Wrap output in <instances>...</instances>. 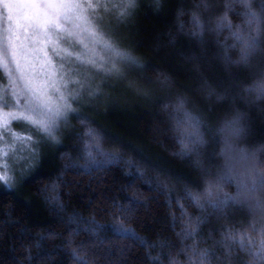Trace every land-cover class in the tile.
I'll list each match as a JSON object with an SVG mask.
<instances>
[{"label": "trees", "instance_id": "1", "mask_svg": "<svg viewBox=\"0 0 264 264\" xmlns=\"http://www.w3.org/2000/svg\"><path fill=\"white\" fill-rule=\"evenodd\" d=\"M225 2L159 0L157 6L156 0H137L115 34L141 65H128L118 83L110 84L103 107L86 106L79 114L103 133L107 150L123 148L122 159L82 171L86 125L75 116L59 143L43 147L38 163L22 178L19 174L10 189L0 184V264H76L73 248H79L87 264H190L193 246L210 251L208 264H247L250 257L240 247V234L245 249L249 236L258 241L252 226L258 230L264 223L260 215L232 202L220 209L198 208L188 195L190 189L202 191L209 173L214 176L223 166L217 129L235 113L244 126L236 143L255 150L258 167H264V99L253 100L244 91V85L264 73V33L247 63L236 62L239 44L232 31L244 20L239 0H229L235 4L229 11L231 30L207 26L224 12ZM251 3L261 6V0ZM198 5L206 27L193 36L191 12ZM178 96L203 121L199 163L195 154L181 153L172 119ZM57 177L64 210L46 200L43 191ZM224 191L234 192L235 184L225 185ZM113 201L135 203L121 213ZM73 212L79 223H69ZM197 216L196 234L188 235L189 217ZM95 225L100 227L93 232ZM116 227L131 228L139 239L117 235ZM229 229L235 241L226 238Z\"/></svg>", "mask_w": 264, "mask_h": 264}, {"label": "snow or ice", "instance_id": "2", "mask_svg": "<svg viewBox=\"0 0 264 264\" xmlns=\"http://www.w3.org/2000/svg\"><path fill=\"white\" fill-rule=\"evenodd\" d=\"M156 3L158 6L159 0ZM239 3L243 9L240 13L244 17L243 25L237 24L232 35L239 44L236 62L247 63L264 33V0H261L259 9L253 7L251 0H239ZM137 6V0H0V67L5 69L8 79L7 84L0 83V181L5 187L10 189L16 180L15 169L7 163V150L15 147L21 135L13 127L17 123H23L30 131L35 130L26 137L28 154L21 161V178L38 163L43 147L59 143L61 123H67L70 112L86 125L82 149L85 162L79 165L82 171L90 173L122 159L120 152L123 148L107 150L101 142L103 133L93 127L87 117L79 116L74 104L82 95L85 80L72 73L77 61L91 64L108 74H119L123 65H141L139 58L121 47L98 20L101 8L114 10L117 21H123ZM204 7L207 8L208 4L204 3ZM234 7V3L226 0L224 12L207 26L216 31L224 27L231 30L229 11ZM198 8L199 5L191 12L193 36L201 35L206 27ZM180 26L183 28V22ZM163 79L168 78L164 76ZM73 83L78 86L73 87ZM249 88L257 94H264V80L254 81ZM98 94L99 86L93 88L88 84V95ZM172 109L181 153L195 154L199 163V148L205 143L203 121L186 107L183 97L176 98ZM217 131L222 133L223 166L217 168L214 176L209 173L202 191L188 190L191 201L198 208L210 205L213 209L223 208L230 202L245 204L264 220V167H258L255 150L249 151L236 143L244 131L241 115H233ZM8 135L12 141L5 143ZM126 163L133 166L131 159ZM135 166L138 172L141 171L139 164ZM59 183L57 177L43 191L48 193L46 200L56 201L57 208L64 210L57 192ZM228 184H235L234 192L224 191ZM134 203L129 201L125 206L113 201L121 213L129 212ZM68 221L70 224L79 223V217L74 212L69 213ZM200 222L199 216L189 217L191 231L187 234L194 236ZM99 227L95 225L91 231L95 232ZM252 230L259 232V240L249 236V246L245 249L244 234L241 233L240 247L250 257L247 264H264V223L258 230L253 223ZM76 231L78 229H72V232ZM114 231L119 236L139 239L131 228L116 227ZM225 235L227 239H236L232 229ZM71 255L76 264H87L79 248H73ZM209 257L208 249L197 250L193 246L190 264H208Z\"/></svg>", "mask_w": 264, "mask_h": 264}, {"label": "rangeland", "instance_id": "3", "mask_svg": "<svg viewBox=\"0 0 264 264\" xmlns=\"http://www.w3.org/2000/svg\"><path fill=\"white\" fill-rule=\"evenodd\" d=\"M102 2H104V0H102ZM99 12H100V16L98 17L99 22L104 25L105 29L107 31H109V33L119 43V41L116 38L115 31H117V28L120 27V24L122 23V21H117L116 14H115L114 10H107L106 11L104 8H101V9H99ZM119 45H120V43H119ZM126 68H129V66L123 65L122 71L119 74H115V73L108 74V73H105L103 70L96 69L91 64H87V63L82 64L79 61H77L76 62V68L72 74L75 76H78L79 79H81V80H85V88L82 92V95L79 99H77V101L74 104V107L77 109L78 113L79 114L82 113L84 111L83 109L86 106L90 107L93 104L94 105L99 104L98 106L103 107L104 103L109 99L108 90L111 89L110 84L113 85L114 82H116V81L118 83V81L121 79L122 72L125 71ZM13 70H14V65H13ZM0 72L4 77V81L3 82L0 81V83L7 84L8 79H7L5 69L3 67H0ZM88 84H90L93 88L99 86V94L96 96L90 97L88 95ZM72 86L77 87L78 85L73 83ZM110 95H111V92H110ZM75 116H76L75 113L70 112L67 123H64V122L61 123L60 131L58 132L59 141H60L61 137L64 135V133L66 132L70 121ZM13 127L16 131L20 132L21 135L17 138L16 143H15V147L9 148L7 150V163L9 164L10 167L15 169V175L17 178V176L20 174L19 169L21 167L22 158L26 157L28 154V152H27L28 142L26 140V137L28 135L33 134L35 130L32 129L30 131L27 128V126L24 125L23 123L14 124ZM11 141H12V137L10 135H8V139H7V141H5V143H10ZM49 144L51 145L52 143H49ZM43 151H42V153H43ZM0 184L3 185V182L0 181Z\"/></svg>", "mask_w": 264, "mask_h": 264}, {"label": "clouds", "instance_id": "4", "mask_svg": "<svg viewBox=\"0 0 264 264\" xmlns=\"http://www.w3.org/2000/svg\"><path fill=\"white\" fill-rule=\"evenodd\" d=\"M264 80V73L254 79L251 83L244 85V91L253 99V100H261L264 99V94H257L255 90L249 88V85H252L254 81ZM239 113H235L236 115Z\"/></svg>", "mask_w": 264, "mask_h": 264}]
</instances>
